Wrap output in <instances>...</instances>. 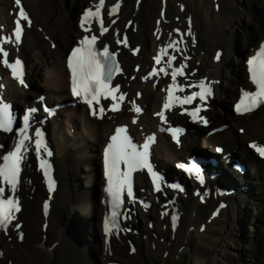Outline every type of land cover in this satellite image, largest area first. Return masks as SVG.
Instances as JSON below:
<instances>
[{
    "label": "bare ground",
    "instance_id": "obj_1",
    "mask_svg": "<svg viewBox=\"0 0 264 264\" xmlns=\"http://www.w3.org/2000/svg\"><path fill=\"white\" fill-rule=\"evenodd\" d=\"M65 1L20 0L17 5L15 0H10L9 9L2 7L0 1V39L11 36L14 41L15 21L19 18L20 7L31 22L29 25L27 21L21 20L23 31L19 44H3L9 54L7 60L14 62L21 59L25 73L23 84L11 78L10 69L3 64L0 53V99L14 100L17 108L23 100L34 98L30 90L35 85H44L42 77L45 67L52 71H64L63 66L56 67L55 63L64 61L67 44L95 35L102 47H111L119 55L120 71L112 88L119 86L115 96L124 94L125 99L120 102L121 110L116 112L108 110L114 102L112 97H101L105 113L101 119L100 106L97 105V115L93 119L101 126L105 137L115 126L111 124L114 120L124 121L128 125L130 123V129L133 134L137 132L135 137L139 141L155 137L152 141V165L159 170L161 182L164 179L166 182L160 193L143 172L133 175V195L128 197L124 193L125 200L119 209V216L124 221L118 225V230H113L111 241L104 228L111 210L105 203L90 120L84 112H80L84 106L79 112L71 108L68 110L74 116L67 118L71 126L63 121V110L45 123L41 120L42 115L37 119V127L43 130L45 140L42 136L39 138L42 149L46 146L47 151L42 150L38 157L33 128L29 134L31 140L26 142L29 147L21 164L14 196L20 210L14 212L15 218L7 228L0 230V240L3 242L0 264H46L40 259L50 262L60 260L67 264L71 258L78 259L76 264H89L81 259L84 253L88 254L84 258L93 255L94 261L104 254L103 264H149L145 257L151 254L142 256L145 259L142 263L138 262L135 251H129L125 245L116 242L122 236H141L139 232L146 228L142 224L146 218L142 217L140 221L136 216L145 212L155 225L148 227L150 232L141 245L146 247V253L151 251L153 242L163 247L154 259L162 256L169 239L182 237L187 241L194 233L199 237L195 264H264V220L256 214L259 210L264 216V177L258 176L251 168L245 175L249 198L257 202L253 203L257 209L254 215L249 207L251 203L242 196L237 198L233 206L229 199H223L222 204H230L223 209L215 197H207L205 192L202 194L195 174L178 165L183 164L185 155L196 156L194 159L197 161L203 159L202 163L193 167L212 175L211 179H216L224 189L236 191L231 179L239 176L232 171V164L225 166L215 155H206L203 147H190L187 150L177 147L164 133L165 128L174 121H192L188 111L199 105L205 107L199 116L207 121L206 124L227 113L228 102L246 85L242 57L264 34V0H256L254 4L253 0H245L246 4L243 0H173L171 9L168 8V0H104L99 16L88 18L83 27L81 22L84 14L95 8L100 0H70L66 4ZM135 4L136 9L132 13ZM249 8L253 10L252 18L244 32L235 35L236 28L243 26ZM102 27L107 29L103 34ZM181 40L176 45L179 52L169 48L167 54L161 53L162 48ZM157 55L162 56L160 64L154 59ZM169 55L176 57L172 67L166 64ZM232 55L236 56L229 60ZM226 63L232 65L230 69L226 68ZM181 64L185 65L184 75L177 77V85L182 86L184 91L176 90L174 94L181 98L189 96L199 91L197 85L204 83L210 86L211 95L205 101L197 97L193 104L180 105L174 102L172 108L164 109L167 90L172 84V68ZM160 68H167L168 75L160 72ZM153 69H156V74L150 75ZM220 92L226 93L225 102L219 99L218 103L222 104L213 107L217 105L214 103L215 95ZM47 101L51 103L56 100L48 97ZM64 102L70 107V101ZM137 106L142 107L141 113L135 110ZM162 110L167 122L157 115ZM260 114L256 113L255 119L258 127L263 128L264 115ZM134 120L137 121L136 125L132 123ZM73 121L80 133L76 131ZM231 121L244 125L246 120L233 116ZM222 122L223 118H220ZM143 123L146 127L140 129ZM196 124L200 127L205 123L199 120ZM250 125L252 123L245 124L247 129H251ZM14 137V133L5 135L0 132V144L9 146ZM199 143H203L202 137ZM87 146L91 153H88ZM1 149L0 146V152ZM41 158L50 165L51 190L48 178L40 167ZM98 160L100 162V158ZM185 189H189V214L183 217L177 209L185 206ZM201 195L204 197L202 201ZM92 210L96 211V215L90 218L87 214L92 215ZM78 213L86 215L79 221ZM173 216L176 217L175 226ZM244 216L247 217L246 224L243 223ZM89 222L93 223L92 227ZM16 228L21 233L18 244L9 240L11 233H16ZM226 228L230 231L224 234ZM154 230H159L161 241ZM84 231H89L97 238L98 241L94 242L99 245L101 254L89 250ZM137 255L141 256L139 252Z\"/></svg>",
    "mask_w": 264,
    "mask_h": 264
},
{
    "label": "snow or ice",
    "instance_id": "obj_2",
    "mask_svg": "<svg viewBox=\"0 0 264 264\" xmlns=\"http://www.w3.org/2000/svg\"><path fill=\"white\" fill-rule=\"evenodd\" d=\"M17 5L20 4V0H15ZM104 0H100V3L97 5V8L103 7ZM118 7V6H117ZM92 16H99V12H92L88 10L84 14L82 19L81 26H84V22ZM21 20L27 21L30 25V20L27 14L24 12V9L20 7L19 9V18L15 21L14 29V41L12 37H4L0 39V53L3 56V64L11 69V73L14 78L18 79L21 84L23 81V65L20 60H15L14 62H9L7 60L8 52L4 50V43H16L19 44L22 37V25ZM107 31L106 28H101V34ZM178 31V30H176ZM190 34V31H189ZM97 37L95 35L89 38L85 36L80 41V47H77L71 53L68 59V67L71 71V80H72V93L74 96L80 97L83 99L90 109H92V114L97 115L96 108L93 107L95 102L96 105H100V99H108L112 97L113 103L111 104L109 111H119L117 103L115 101H123L125 99L124 94H120L118 97L115 96V93L118 92L119 86L115 88L110 87L111 81L113 79L114 73L120 71L119 65L116 62L115 54L109 52L107 46L104 47L102 52L95 50V44ZM126 42V40H125ZM181 41H173L171 44L161 49L162 54H167L168 49L172 48L174 51L179 52L180 49L176 47ZM219 58V56H217ZM157 64L161 63L162 56L157 55L155 58ZM175 56H168L166 61L167 67H172L173 62L175 61ZM248 71L250 74V80L254 85L253 91L242 90L241 99L236 105V111L238 113L244 114L256 110L257 108L264 106V46L257 51L248 61ZM185 65L181 64L179 67H173L171 72L172 84L167 90V98L163 105L164 109H170L174 106V102H178L180 105L190 104L197 97L200 101H205L211 95L210 86L200 83L197 85L199 91L193 93L189 96L179 97L174 93L176 90L184 91L182 86L177 85V77L184 75ZM160 72H163L165 75H168L167 68H160ZM156 69H153L150 75H155ZM147 79V77H145ZM137 112L140 111V108L135 109ZM35 109L29 110L28 114L23 117V127L19 128V138L15 144L14 150L8 152L3 156V164L0 165V178L3 181L11 186L12 192L14 193L19 184V176L21 172V164L25 158V153L28 150L29 145L26 143L31 140V137L28 135L29 121L32 112ZM201 109L197 107L189 115L193 119L200 120L203 123L207 121L199 116ZM105 113V108L101 105L99 107L100 118H103ZM160 116L163 122L166 121L165 112L162 110L157 113ZM135 122V121H133ZM12 119L10 113L9 105L0 101V130L11 131ZM174 135H178L179 129H171ZM35 150L39 157L41 151H47L46 146L42 149L40 132L37 130L35 133ZM153 138H149L151 141ZM146 141L142 146V150L138 149L135 144L131 142L130 137L126 134V128L118 127L115 130V134L111 137V142L107 145L104 150V169L105 175L107 178V187L106 193L110 198L111 203V214L109 217H106L105 220V232L110 234L114 229L118 230L117 218L119 216V209L123 203V195L125 191L127 192L128 197H132V185H131V174L138 170L147 169L153 178V183L155 185L156 191L161 190V178L152 171L151 164L149 163V147L150 143ZM261 157H264V146H259L255 143L250 145ZM50 155V153H48ZM123 164L126 167V171L120 170V165ZM40 167L43 170V173L49 181V188L51 190L52 180L49 173L50 165L47 160L40 159ZM178 167L185 168V171H188L191 174H198V168H186L184 165H178ZM201 182H203L201 180ZM5 192L4 187H0V229H6L9 223L15 218L14 212H18L19 205L15 199L4 198L3 194ZM204 195H207L206 193ZM203 199V196L201 197ZM47 207V205H45ZM221 207H223L221 205ZM173 226H175L176 217H172Z\"/></svg>",
    "mask_w": 264,
    "mask_h": 264
},
{
    "label": "rangeland",
    "instance_id": "obj_3",
    "mask_svg": "<svg viewBox=\"0 0 264 264\" xmlns=\"http://www.w3.org/2000/svg\"><path fill=\"white\" fill-rule=\"evenodd\" d=\"M56 1H59V0H56ZM66 3H70V0H66ZM251 208H252V206H251ZM253 210H254V208H253ZM77 216H79L78 214H77ZM261 216V214H258V217H260ZM80 219H82L80 216L78 217V220H80ZM92 246V245H91ZM94 247L95 246H92L91 248H92V251L93 252H95V249H94ZM98 255H99V253H97ZM172 255H176V252H174V253H172ZM187 260H188V262H189V258H188V256H187ZM138 262H141L142 263V260H137ZM56 262L57 263H63V261H60V260H56ZM176 264H186V262L185 261H183V259L182 258H178V259H176V262H175ZM52 264V263H51ZM120 264H128V263H125V262H123V263H120ZM142 264H144V263H142Z\"/></svg>",
    "mask_w": 264,
    "mask_h": 264
}]
</instances>
